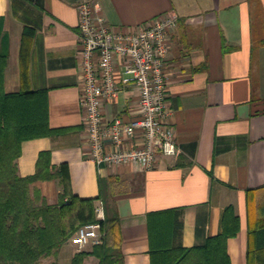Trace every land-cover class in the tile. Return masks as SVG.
Returning a JSON list of instances; mask_svg holds the SVG:
<instances>
[{"label":"crops","instance_id":"1","mask_svg":"<svg viewBox=\"0 0 264 264\" xmlns=\"http://www.w3.org/2000/svg\"><path fill=\"white\" fill-rule=\"evenodd\" d=\"M82 0H0V52L7 58L4 89H47L48 121L58 129L24 140L17 172H36L41 152L50 167L66 165L72 193L103 201L118 214L125 264H151L147 214L175 211L174 246L202 245L222 230L232 206L239 230L227 241L231 264H246L249 230L264 215V0H96L115 30L136 31L164 13L177 16L169 36L167 103L178 154L160 155L156 166H98L87 154L78 52V5ZM120 60L116 61L119 80ZM106 120H131L139 100L121 82L114 100H105ZM39 202L56 204L57 178L36 180L30 191ZM70 240V239H69ZM88 245H86L87 247ZM92 248V246H91ZM65 243L57 264L76 252ZM83 264H98L88 255Z\"/></svg>","mask_w":264,"mask_h":264},{"label":"trees","instance_id":"2","mask_svg":"<svg viewBox=\"0 0 264 264\" xmlns=\"http://www.w3.org/2000/svg\"><path fill=\"white\" fill-rule=\"evenodd\" d=\"M7 58L0 52V264H38L41 258H57L61 247L82 225L96 221L95 198L82 199L70 189L66 165L50 167L49 152H41L33 175L22 177L16 159L24 140L49 136L58 129L48 121L47 89H29L27 73L21 74L22 89L7 93L4 69ZM159 151V146H155ZM57 178L61 186L56 204L39 202L32 196L30 184L36 180ZM103 184L100 198L105 217L99 220L102 242L89 251L76 252L70 264H83L94 255L98 264H125L120 248L119 218L106 203ZM175 211L166 209L147 214L151 264H231L227 241L239 230V218L232 206L225 208L222 230L202 245L189 248L174 246ZM51 264H57V260ZM246 264H264V215L249 230Z\"/></svg>","mask_w":264,"mask_h":264},{"label":"built area","instance_id":"3","mask_svg":"<svg viewBox=\"0 0 264 264\" xmlns=\"http://www.w3.org/2000/svg\"><path fill=\"white\" fill-rule=\"evenodd\" d=\"M177 16L164 13L136 31L115 30L106 21L96 0H82L78 5V52L83 124L88 157L98 166L132 164L141 170L156 166L160 155L179 152L175 132L169 123L167 103L169 36ZM120 74L116 78V61ZM123 84L137 91L139 114L126 120H106L105 100L118 97ZM159 146V151L155 146ZM104 219L103 205L96 209V221L80 226L70 242L82 248L100 244L99 220Z\"/></svg>","mask_w":264,"mask_h":264},{"label":"rangeland","instance_id":"4","mask_svg":"<svg viewBox=\"0 0 264 264\" xmlns=\"http://www.w3.org/2000/svg\"><path fill=\"white\" fill-rule=\"evenodd\" d=\"M67 244H72L70 242V240H68ZM91 246L92 244H88V246H84L85 248H90L91 249ZM58 258V256H57ZM57 258L53 257V256H48L46 258H41L39 261H38V264H51L53 261L57 260Z\"/></svg>","mask_w":264,"mask_h":264}]
</instances>
